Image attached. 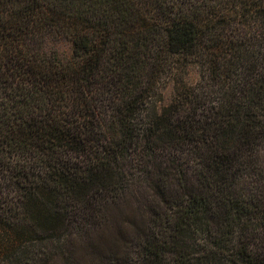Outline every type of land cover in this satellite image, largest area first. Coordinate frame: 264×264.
Returning a JSON list of instances; mask_svg holds the SVG:
<instances>
[{
    "label": "trees",
    "instance_id": "trees-1",
    "mask_svg": "<svg viewBox=\"0 0 264 264\" xmlns=\"http://www.w3.org/2000/svg\"><path fill=\"white\" fill-rule=\"evenodd\" d=\"M138 181L131 264H264V0H0V264H46Z\"/></svg>",
    "mask_w": 264,
    "mask_h": 264
},
{
    "label": "rangeland",
    "instance_id": "rangeland-1",
    "mask_svg": "<svg viewBox=\"0 0 264 264\" xmlns=\"http://www.w3.org/2000/svg\"><path fill=\"white\" fill-rule=\"evenodd\" d=\"M55 52L59 58L68 60L72 56V44L64 37L50 38L45 48ZM199 78L196 68L189 69L188 82L194 83ZM175 93L173 81L162 82L155 97L156 108L169 104ZM152 109H154L152 105ZM167 187H174L172 177L165 178ZM122 200L109 202L106 219L89 235H77L66 239L45 240L42 252L47 254L46 264H131L139 259L136 243L147 233L149 227L150 191L144 181H138ZM171 216L163 215L155 230L165 238L171 232ZM41 246V245H39ZM40 247H38L39 249ZM133 260V261H132Z\"/></svg>",
    "mask_w": 264,
    "mask_h": 264
}]
</instances>
